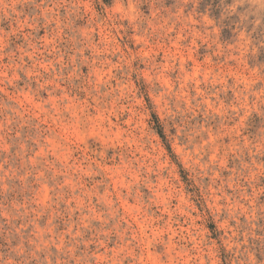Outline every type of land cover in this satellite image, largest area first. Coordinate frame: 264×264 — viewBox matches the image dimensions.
Returning <instances> with one entry per match:
<instances>
[{
	"label": "rangeland",
	"instance_id": "1",
	"mask_svg": "<svg viewBox=\"0 0 264 264\" xmlns=\"http://www.w3.org/2000/svg\"><path fill=\"white\" fill-rule=\"evenodd\" d=\"M0 264H264V0H0Z\"/></svg>",
	"mask_w": 264,
	"mask_h": 264
}]
</instances>
